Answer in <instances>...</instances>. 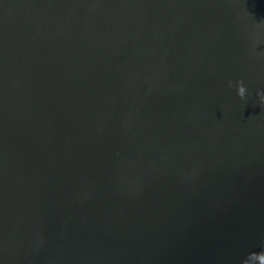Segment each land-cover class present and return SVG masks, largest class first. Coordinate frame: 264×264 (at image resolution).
<instances>
[{
  "label": "water",
  "instance_id": "95a60500",
  "mask_svg": "<svg viewBox=\"0 0 264 264\" xmlns=\"http://www.w3.org/2000/svg\"><path fill=\"white\" fill-rule=\"evenodd\" d=\"M0 264H264V0H0Z\"/></svg>",
  "mask_w": 264,
  "mask_h": 264
},
{
  "label": "clouds",
  "instance_id": "9594fccd",
  "mask_svg": "<svg viewBox=\"0 0 264 264\" xmlns=\"http://www.w3.org/2000/svg\"><path fill=\"white\" fill-rule=\"evenodd\" d=\"M243 92V90H241V93Z\"/></svg>",
  "mask_w": 264,
  "mask_h": 264
}]
</instances>
